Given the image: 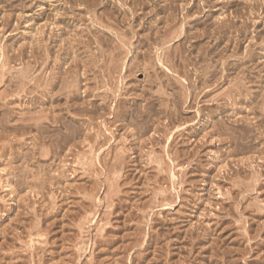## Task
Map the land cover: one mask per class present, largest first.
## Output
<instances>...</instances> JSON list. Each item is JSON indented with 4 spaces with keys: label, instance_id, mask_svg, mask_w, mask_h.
<instances>
[{
    "label": "rangeland",
    "instance_id": "obj_1",
    "mask_svg": "<svg viewBox=\"0 0 264 264\" xmlns=\"http://www.w3.org/2000/svg\"><path fill=\"white\" fill-rule=\"evenodd\" d=\"M172 17L177 19L173 30L184 24L188 38L165 44L170 56L164 60L188 79L186 89L161 69L144 66L169 36L161 33L157 44L149 42L154 50L147 39L164 32ZM94 24L110 31L94 33ZM91 29L106 37L102 45L89 40ZM81 39L89 49L77 47ZM118 43L121 55L113 52ZM180 49L185 70L179 58L171 57ZM101 51L106 61L92 69L90 57ZM112 54L128 67L122 75L124 95L115 115L106 108L92 123L80 113L81 103L90 109L92 100L100 105L117 86L120 76L111 77L108 69ZM57 59L69 82L88 76L80 80L78 109L71 110L83 117L75 126L90 134L104 130L105 122L115 135L112 149L106 147L93 171L83 133L76 147L61 150L56 140L66 129L48 127L47 121H41L43 129L26 128L41 115L67 114L65 100L60 108L42 101L43 83L59 71ZM212 71L218 73L213 81L206 74ZM182 94L186 104L176 109ZM110 100L109 105L116 102L113 95ZM128 108L139 109L137 125L125 116ZM146 126L149 132L141 135ZM45 131L47 140L41 136ZM123 148L130 158L120 177L111 170ZM41 262L264 264V0H0V264Z\"/></svg>",
    "mask_w": 264,
    "mask_h": 264
},
{
    "label": "bare ground",
    "instance_id": "obj_2",
    "mask_svg": "<svg viewBox=\"0 0 264 264\" xmlns=\"http://www.w3.org/2000/svg\"><path fill=\"white\" fill-rule=\"evenodd\" d=\"M105 1V0H104ZM146 2V1H145ZM144 2V3H145ZM86 3V2H85ZM120 3V2H119ZM118 3V4H119ZM94 4H96V3H94ZM98 4V3H97ZM108 4V3H107ZM106 4V5H107ZM83 5V4H82ZM121 6V8H123V7H125V6H123V2H122V4H120ZM138 5V4H137ZM101 6V5H100ZM79 7V6H78ZM82 7V6H81ZM120 7H116L117 8V10L118 9H120ZM72 9V8H71ZM124 10H125V8H123ZM122 9V10H123ZM138 9V8H137ZM75 10V9H74ZM119 11V10H118ZM126 11H127V9H126ZM131 11H133V13H132V15H133V17H134V19H136L135 18V11L132 9ZM130 11V12H131ZM120 12V11H119ZM124 12V11H123ZM144 12V11H143ZM119 14V13H118ZM125 15V14H124ZM104 16V15H103ZM122 16V15H121ZM131 16V15H130ZM174 16V15H173ZM105 17H106V15H105ZM93 18V17H92ZM128 18V17H127ZM82 19V18H81ZM104 19V18H103ZM129 19V18H128ZM133 19V20H134ZM187 20V19H186ZM128 21V20H127ZM99 22V21H98ZM135 22V21H134ZM100 23V22H99ZM113 23V22H112ZM157 23V22H156ZM176 24H177V19H176V17L175 18H173L172 17V19H169L168 20V22L166 23V28L164 29V32H162V31H159V32H157V35L155 34V36L153 37V38H149L148 36H146V38L148 37L149 39H147V45H149L150 47H151V49L152 50H154V47L151 45V43L154 45V44H157L158 42L157 41H159L160 40V37H162V36H160L161 35V33H162V35L163 36H166V35H168L169 37L164 41L165 43L163 44L164 46V48L163 47H161V48H158L156 51H155V56H148V59H146L147 57H144V59H146L145 61H146V64H144V66H145V68H147V69H156V67H157V69L159 68V69H161L162 71H163V73L165 72V75H167V77H173V78H176V80L177 81H179V85L181 86V87H183V88H185L186 89V87H185V85H186V81H188V79L187 78H184V76H181V75H179V74H176V73H174L173 71H172V69H170L167 65H166V63H165V58L167 57V58H169V56H166V45L165 44H168V43H172V42H174V43H179V42H181V41H183V40H186L187 38H188V35H187V32H186V30L184 29V24H182L181 26H180V28L178 27V29L176 28V30H173L175 27H176ZM102 25V24H101ZM101 25L99 26V25H95L94 24V28H95V32L94 33H96V31H97V33L99 32V31H101L103 34H104V32H106V31H110V30H106V29H103L102 27H101ZM104 25V24H103ZM180 25V24H179ZM5 26H6V24H5ZM8 26V25H7ZM117 27V26H116ZM135 27V26H134ZM110 29H112V28H110ZM92 30V32L90 33L91 35H93V37H94V39H92L91 38V36L89 37V40H92L95 44H97V45H102V43L104 42V40H102V37H104V35L103 36H95L94 34H92L93 33V30L94 29H91ZM106 30V31H105ZM115 30V29H114ZM114 30H111V31H114ZM222 30V29H221ZM116 31V30H115ZM89 33V32H88ZM107 33V32H106ZM99 34V33H98ZM97 34V35H98ZM112 34H114V32H112ZM99 35H101V34H99ZM114 35H116V37H118V39L122 42H120L119 40L117 41V42H120L121 44H123L126 40L125 39H123L122 40V37L117 33V34H114ZM77 36V35H76ZM150 36V35H149ZM80 37V36H79ZM167 37V36H166ZM192 37V36H191ZM69 38V37H68ZM106 37H104V39H105ZM145 38V37H144ZM145 38V39H146ZM76 39V38H75ZM162 39V38H161ZM50 40V39H49ZM54 39H52L51 41H53ZM56 40V39H55ZM79 40V39H78ZM77 40V41H78ZM82 40V39H81ZM81 40L80 41H78V42H76V45H77V47L78 46H80V44H82V45H84V44H86L87 45V49H89V47L91 46L88 42H86V41H84L83 42V40H82V42H81ZM87 40V39H86ZM88 40V41H89ZM116 40V39H115ZM125 40V41H124ZM57 41V40H56ZM144 41V40H143ZM67 42V41H66ZM74 42V43H75ZM89 42H91V41H89ZM128 42V41H127ZM145 42V41H144ZM149 42H151V43H149ZM55 43V42H54ZM57 43V42H56ZM88 43V44H87ZM143 43V42H142ZM141 43V44H142ZM52 44V43H51ZM73 44V43H72ZM117 44V43H116ZM127 43L125 42V45H126ZM182 44V43H181ZM47 45V44H46ZM45 45V46H46ZM53 45V44H52ZM52 45L50 46V47H52ZM88 45H90L89 47H88ZM114 45V44H113ZM171 45V44H170ZM39 46V45H38ZM54 46V45H53ZM72 46V45H71ZM117 46V48L115 47V49H114V53L117 55V54H120L122 51V49H121V46H119V43H118V45H116ZM43 47V46H42ZM74 47V46H73ZM76 47V48H77ZM124 47V46H123ZM157 47V46H156ZM171 47V46H170ZM48 48V47H47ZM47 48H44L45 50L44 51H46V49ZM75 48V49H76ZM135 48V47H134ZM167 48H168V46H167ZM38 49V48H37ZM51 49V48H50ZM53 49H54V47H53ZM63 49V48H62ZM71 49V48H70ZM73 49V48H72ZM78 49V48H77ZM83 49V48H82ZM133 49V48H132ZM137 49V48H136ZM156 49V48H155ZM169 49V48H168ZM68 50V49H67ZM66 50V51H67ZM80 50H81V48H80ZM86 50V49H85ZM84 50V51H85ZM37 51V50H36ZM47 51H49L50 52V50H49V48L47 49ZM47 51L45 52V53H47ZM70 51V50H69ZM79 51V50H78ZM77 51V52H78ZM148 51H149V53L151 52V50L150 49H148ZM168 51V50H167ZM22 52V51H21ZM40 52V51H39ZM49 52H48V54H49ZM52 52H54L53 50H52ZM61 52V51H60ZM82 52V51H81ZM100 52V51H99ZM126 52V51H125ZM165 52V53H164ZM173 52V51H172ZM73 53H74V51H73ZM79 53V52H78ZM113 53V54H114ZM128 53V52H127ZM154 53V52H153ZM184 50H182V49H180V52H179V56L177 57V55H175V57L174 56H171L174 60H176V58H179V60H181V63L184 65L185 64V60H183L184 59ZM24 54V53H23ZM75 54H77V53H75ZM99 55H96V54H92V57H90V61H89V64L88 65H90V67L92 68V69H94V68H96V67H98V64H99V62H100V60L102 59L103 60V62H105L106 61V54L104 53V51H101V53H98ZM111 54V53H110ZM112 54V55H113ZM114 54V55H115ZM186 54V53H185ZM46 55V54H45ZM59 55V54H58ZM66 55V54H65ZM64 55V56H65ZM68 55H70V54H68ZM112 56V58H111V60H110V62H108V64H109V66H108V69L110 70L109 72H110V74L109 75H111V77H114V75L115 74H118L120 77H119V79H118V84H117V86L111 91V92H109V93H111V94H109V93H106V95L107 96H101L103 99H101L102 100V103L100 104V105H94L93 103H94V101H96V100H92L89 104L92 106L91 107V109L90 108H88L89 107V105H88V107H87V105H86V107H85V104L86 103H81L82 105V107H80V113L83 115V116H89V119H90V121H92V123H93V121H94V119H98L97 117H95V116H97L98 115V112L99 111H101V110H104V109H106V108H109L108 110H110L109 112H110V114L112 113L111 111H114V115H115V112L118 110V107H120L119 105L121 104L120 102H121V100H122V95H124V94H122L121 92L123 91V86H124V79L125 78H123L122 77V75H123V72L126 74L127 72H128V67L126 66L125 67V63L126 62H124V64H123V62H122V64H120V62L122 61H117V58H115V56ZM121 55V54H120ZM128 55V54H127ZM17 56V55H16ZM22 56V55H21ZM24 56V55H23ZM44 56V55H43ZM48 56V55H47ZM47 56H46V59L45 60H47ZM50 56H51V54H50ZM50 56H49V58H50ZM183 56V57H182ZM18 57V56H17ZM45 57V56H44ZM111 57V56H110ZM117 57V56H116ZM49 58H48V60H49ZM54 58L55 57H53V62H54ZM66 58V57H65ZM70 58V57H69ZM123 58V57H122ZM125 58V57H124ZM171 58V59H172ZM101 60V61H102ZM147 60H148V64H147ZM64 61V60H63ZM170 61V60H169ZM173 61V60H172ZM187 61V60H186ZM57 63H60L59 65H58V68H59V71L57 72V73H55V74H53V78L50 80V81H48L46 84L45 83H43L46 87H45V92L43 93L44 94V100H43V98H42V101H43V103L45 102V101H47V102H52V103H57L58 104V106H57V108H60V107H62V105H61V102L63 101V100H65V103L63 104L66 108H64L65 109V111H66V113L69 115L70 113L72 114V112H71V110L73 111V110H77L78 108V104H76L77 103V101H79L80 100V98H81V95H80V93H79V91H80V89L82 88V84H81V79H88L87 77H85V78H82L83 76H79L80 78H78L77 76H78V72L76 71V69L79 67H77L76 69H75V72H76V74H77V78L79 79H76V80H74V81H72V82H69V80H66L68 77H67V72H64V71H62V64H63V62H58V59H57V61H56ZM55 62V63H56ZM56 63V64H57ZM85 63V62H84ZM84 63H80L81 65H83ZM45 64H47V63H45ZM72 64V63H71ZM86 64V65H87ZM107 64V63H106ZM44 65V64H43ZM77 65H79V64H77ZM84 66L86 69L85 70H87V68L89 67V66ZM171 65V64H170ZM177 65V64H176ZM45 66H47V65H45ZM174 66V65H173ZM182 66V65H181ZM186 66H188V65H186ZM50 67V66H49ZM81 67V66H80ZM185 65L184 66H182V69L183 70H185ZM46 68H48V67H46ZM74 68V67H73ZM105 68H107V67H105ZM137 68H138V66H137ZM181 68V67H180ZM29 69V68H28ZM53 69V68H52ZM89 69V68H88ZM69 70H71V69H69ZM130 70V69H129ZM187 70H189V69H187ZM186 70V71H187ZM5 71H7V70H5ZM8 71H9V69H8ZM84 71V70H83ZM88 71V70H87ZM90 71V70H89ZM95 71V70H94ZM153 71H155V72H157V70H153ZM186 71H183V72H186ZM51 72V71H50ZM69 72H71V71H69ZM68 72V73H69ZM73 72H74V70H73ZM182 72V73H183ZM188 72V71H187ZM3 73V72H2ZM9 73V72H8ZM83 73V72H82ZM84 73H86V72H84ZM88 73L89 72H87V75H88ZM75 74V75H76ZM124 74V75H125ZM189 74V73H188ZM187 74V75H188ZM206 74H208V79L210 78H212V79H215V76L218 74V73H216L215 74V72L214 71H212V72H209V73H206ZM26 75H27V73H26ZM66 75V78L64 77ZM71 75V73L69 74V76ZM73 75V74H72ZM74 75V76H75ZM81 75V74H80ZM90 75V74H89ZM183 75V74H182ZM184 75H186V74H184ZM209 75H210V77H209ZM4 76V75H3ZM84 76H86V74L84 75ZM50 77V76H49ZM72 77V76H71ZM104 77V76H103ZM160 77V76H159ZM159 77H157L156 79H155V82L157 83V82H160L161 83V78H159ZM217 77V76H216ZM1 78H4V77H2L1 76ZM14 78V77H13ZM188 78H190V77H188ZM37 79V78H36ZM110 79V78H109ZM112 79V78H111ZM114 79H116V78H114ZM205 79V78H204ZM211 79V80H212ZM217 79V78H216ZM215 79V80H216ZM25 80V79H24ZM31 80V79H30ZM71 80V79H70ZM72 80H73V78H72ZM95 80V79H94ZM157 80V81H156ZM214 80V81H215ZM19 81V80H18ZM47 81V80H46ZM83 81V80H82ZM86 81H89V80H86ZM213 81V80H212ZM36 82H38V81H35V83ZM109 82V81H108ZM195 82V81H194ZM34 83V84H35ZM102 83V82H101ZM23 84V83H22ZM29 84V83H28ZM162 84V83H161ZM168 84H169V82H168ZM24 85V84H23ZM36 85H37V83H36ZM35 85V86H36ZM40 85V84H39ZM38 85V87H41V85L39 86ZM110 85H111V83H110ZM120 85H122V87H120ZM163 85V84H162ZM165 85V84H164ZM24 86H29V85H24ZM23 86V87H24ZM31 86V85H30ZM112 86V85H111ZM171 85H168V88L170 87ZM81 87V88H80ZM125 87V86H124ZM35 88H37V86L35 87ZM23 89H25V88H23ZM184 89V90H185ZM37 90H38V88H37ZM107 90H109L110 91V88L109 89H107ZM183 90V89H182ZM31 91V90H30ZM125 91V90H124ZM82 92V91H81ZM187 92V91H186ZM204 92V91H203ZM32 93V92H31ZM89 93V92H88ZM88 93H86L85 92V94H87L85 97H87L88 96ZM188 93V92H187ZM82 94V93H81ZM184 94V93H183ZM182 94V95H183ZM100 95V94H99ZM99 95H96V97L97 96H99ZM111 95H113V98H114V100L116 101L114 104H111V105H109L110 104V99H111ZM164 95V94H163ZM190 95V94H189ZM184 97H182L183 98V100L182 101H180L181 103L179 104H176L175 106L177 107H174V108H176V109H179V107H181V106H183V105H185L186 103H185V99H187L186 98V96L185 95H183ZM95 97V98H96ZM105 97V98H104ZM188 97V96H187ZM194 97V96H193ZM118 98V99H117ZM124 100V99H123ZM99 101V100H98ZM172 101V100H171ZM187 102H188V100H186ZM35 102H36V100H35ZM97 103V102H96ZM154 103V102H153ZM152 103V105L151 106H153L154 104ZM176 103V102H175ZM185 103V104H184ZM193 103V102H192ZM69 104H72L71 106H69ZM174 104V103H173ZM61 105V106H60ZM76 105V106H75ZM95 106V107H94ZM150 106V107H151ZM174 106V105H173ZM155 107V105L153 106V108ZM137 108V107H136ZM139 108V107H138ZM149 108V107H148ZM164 108V107H163ZM62 109V108H61ZM169 109V107H168V105H165V110H168ZM175 109V110H176ZM131 110H132V107H131ZM131 110H129V108H128V110H127V112H126V115L125 116H127V118H129L130 120V124H132V125H137L136 124V122H137V119H139L138 118V115H140V111H136V110H139V109H136L135 111H133V112H131ZM149 110V109H148ZM154 110H157L156 108L154 109ZM163 110V109H162ZM171 110V109H170ZM172 110H173V108H172ZM171 110V112H173V114L174 115H176V112H177V110L176 111H172ZM150 111V110H149ZM151 111H153V109H151ZM150 111V112H151ZM120 112V111H119ZM122 112V111H121ZM148 112V111H147ZM170 112V111H169ZM175 112V113H174ZM77 114V115H73L74 117H72V118H70V117H66V115L67 114H58V115H55L54 113V115H52V116H50L49 117V115H41V117H36V118H34V119H31V120H29V122H33L32 124H26V125H28V126H26V128L28 129V128H30V126H35V127H37V128H39L38 130H40V129H43L42 128V123H41V121L42 122H44V121H47L48 123L46 124L48 127H51V125H56V126H60V128H64V129H66L67 130V133H64V134H60L61 136L59 137L60 138V140H56V147L55 148H58V149H61V150H63V149H65V148H67V147H69V146H77V144L79 143V142H77V140H79L80 139V137L82 138V133L84 134V132H83V125H81V126H78L77 125V127L75 126V123L78 121L76 118L79 116V120H80V117L83 119V117L81 116V114ZM124 113H125V111H124ZM178 113H181V112H178ZM44 114V113H43ZM97 114V115H96ZM109 114V113H108ZM147 114V113H146ZM155 114H157V113H155ZM169 114V113H168ZM172 113H170V115H171ZM100 115V114H99ZM119 115V114H118ZM144 115L145 114H143V115H141V116H143L144 117ZM101 116V115H100ZM147 115H145V117H144V119L145 118H147L146 117ZM102 118L104 117V115H102L101 116ZM100 117V118H101ZM106 117V116H105ZM110 117V119H114L115 117H116V119H118V117H117V115L116 116H114V117H111V116H109ZM140 117V116H139ZM149 117H152V116H150L149 115ZM157 117V116H156ZM176 117V116H175ZM38 118V119H37ZM70 118V119H69ZM85 118V117H84ZM101 118V119H102ZM123 118V117H122ZM126 118V119H127ZM153 118H154V115H153ZM104 119V118H103ZM109 119V118H108ZM143 119V120H144ZM148 119V118H147ZM146 119V120H147ZM150 119H152V118H150ZM170 119V118H169ZM123 120V119H122ZM153 120V119H152ZM155 120V119H154ZM153 120V121H154ZM81 121V120H80ZM84 121H86V119L84 120ZM96 121V120H95ZM97 121H99V120H97ZM110 121V120H109ZM115 121V120H114ZM140 121V120H139ZM145 121V120H144ZM87 122V121H86ZM102 122V121H101ZM103 122H104V120H103ZM102 122V123H103ZM181 122V121H180ZM41 123V124H40ZM45 123V122H44ZM81 123V122H80ZM79 123V124H80ZM85 123V122H84ZM83 123V124H84ZM88 123H90V122H88ZM98 123V122H97ZM102 123H100V125L102 124ZM141 123H144L145 124V122H143V121H141ZM140 122H139V124H141ZM146 123H148V126H149V121L147 122L146 121ZM155 123V122H154ZM153 123V124H154ZM127 124H129V123H127ZM129 124V125H130ZM151 124H152V122H151ZM86 125V124H85ZM92 125V124H91ZM97 126H98V124H96ZM100 125L98 126V127H100ZM103 125V128L105 127V129L103 130L102 129V127H100L99 128V130H96L95 128H94V132L92 133V131L90 132V134H88V132H87V134L85 133L84 135L86 136V139H85V141L88 143V145L89 146H91V155H92V163H91V161H90V163H91V170L93 171V170H95L94 168L99 164L100 166H101V163H102V159L100 160V156H101V154L102 153H104V150L105 149H108V148H106V147H109L110 145V147H109V151H110V149H112V143H113V140L115 139V135H114V132H111L110 130H108V128L110 127H108L107 125V123L105 124V122L102 124ZM143 125V124H142ZM173 125V124H172ZM94 126V125H93ZM139 126V125H138ZM144 126V125H143ZM87 127L89 128L90 127V125H87ZM136 127V126H135ZM140 127H142V126H140ZM145 127V126H144ZM147 127V126H146ZM22 128V127H21ZM20 128V129H21ZM25 128V129H26ZM36 128V129H37ZM59 128V129H60ZM92 128V126L90 127V129ZM138 128V127H137ZM151 128V127H150ZM84 129H85V126H84ZM117 129V128H116ZM139 129V128H138ZM142 129V128H141ZM144 129V128H143ZM148 129H149V127H147L145 130H142V134L141 135H143V134H147V132H149L148 131ZM178 129H181V128H178ZM177 129V130H178ZM183 129H185V128H183ZM18 130V129H17ZM23 130V129H22ZM65 130V131H66ZM86 130V129H85ZM136 130V131H135ZM134 131L135 132H137V129H135ZM44 131V130H43ZM179 131H181V130H178L176 133H178ZM134 132V133H135ZM21 133V132H20ZM29 133V132H28ZM43 133V135H41V136H44L45 138H43V140L44 139H46L47 140V138H50V136H48V132L47 131H45V132H42ZM25 134V133H24ZM132 135V134H131ZM137 135H139L138 133H137ZM137 135H135V138H136V136ZM140 135V136H141ZM38 136V135H37ZM57 136V135H56ZM51 137H52V135H51ZM57 137V138H58ZM111 137V138H110ZM142 137H144V136H142ZM42 138V137H41ZM173 138V137H172ZM56 139V138H55ZM83 139V140H84ZM109 139V140H108ZM139 139H140V137H139ZM50 140V139H49ZM81 140V139H80ZM122 140V139H121ZM125 140V139H124ZM135 140V139H134ZM167 140H169V139H167ZM174 140V138L172 139V141ZM91 141H93V142H91ZM115 141V140H114ZM140 141V140H139ZM2 142V141H1ZM116 142V141H115ZM114 142V143H115ZM135 142H137L136 140H135ZM167 142V141H166ZM54 143H55V141H54ZM77 143V144H76ZM82 142H80V144H81ZM94 143V144H93ZM113 143V144H114ZM127 143H128V141H127ZM129 143L131 144V142L129 141ZM128 143V144H129ZM85 144V143H84ZM139 144H141L140 142H139ZM54 146V145H53ZM136 146H138V145H136ZM135 146V147H136ZM139 146H141V145H139ZM138 146V147H139ZM113 147H114V145H113ZM87 148V147H86ZM116 148V147H115ZM133 148V147H132ZM137 148V147H136ZM141 148V147H140ZM122 149V148H121ZM134 149V148H133ZM10 150V149H9ZM77 150V149H76ZM115 150V149H114ZM129 150V149H128ZM128 150H125L124 148H123V150H121L120 151V154H117L118 156H115V162H114V164H113V166L112 167H114V168H112V170L111 171H113L112 173L116 176H120V174H121V171L122 170H124L123 169V167L124 166H127V164L129 163V161L127 162V156L130 154V151L128 152ZM140 150V149H139ZM138 150V151H139ZM108 151V152H109ZM117 151V150H116ZM132 151V150H131ZM168 151V150H167ZM70 152V151H69ZM89 152V153H90ZM135 153H137V152H135ZM134 153V154H135ZM56 154V153H55ZM132 154V153H131ZM54 155V154H53ZM74 155V154H73ZM77 155V154H76ZM104 155V154H103ZM106 156L105 157H107L108 155L107 154H105ZM167 156H168V154H167ZM84 157V156H83ZM102 157V156H101ZM129 157V156H128ZM133 157V156H132ZM57 158V157H56ZM89 158V157H88ZM103 158V157H102ZM109 158V157H108ZM130 158V157H129ZM171 158V157H170ZM170 158H169V160H170ZM78 159V158H77ZM85 159H86V157H85ZM105 159V158H104ZM114 159V158H113ZM82 160V159H81ZM114 161V160H113ZM136 161V160H135ZM157 160H153L152 159V163L153 162H156ZM104 162V161H103ZM106 162V161H105ZM96 163H98V164H96ZM105 164V163H104ZM159 164H160V162H159ZM174 164V163H173ZM130 165V164H129ZM161 165H162V162H161ZM80 167V166H79ZM87 167H89V165L87 166ZM167 168V167H166ZM90 170V169H89ZM90 170V171H91ZM79 171V170H78ZM82 171V170H81ZM91 171V172H92ZM86 172V171H85ZM87 172H88V170H87ZM94 173H95V171H94ZM173 174V173H172ZM86 175V174H85ZM101 175V174H100ZM99 176V175H98ZM122 176V175H121ZM120 176V177H121ZM62 177V176H61ZM91 177V176H90ZM111 177V176H110ZM171 177H173V180H174V178H176V176L173 174ZM115 178V177H114ZM118 178V177H117ZM117 178H116V181H117ZM40 179V178H39ZM120 179V178H119ZM55 180H57V179H55ZM105 181V180H104ZM100 184V183H99ZM122 185V184H121ZM130 185V184H129ZM87 186V185H86ZM70 187V186H69ZM94 188V187H93ZM112 188V187H111ZM120 188V187H119ZM90 189V188H89ZM97 188L95 187V190H96ZM62 190V189H61ZM91 190V189H90ZM114 190V189H113ZM119 190V189H118ZM168 190V189H167ZM90 192V191H89ZM95 192V191H94ZM91 193H93V192H91ZM86 194V193H85ZM93 195V194H92ZM111 195V194H110ZM163 195V194H162ZM77 196V195H76ZM91 197V196H90ZM52 198V197H51ZM93 198V197H92ZM91 199V198H90ZM166 199V198H165ZM110 200V199H109ZM86 203V202H85ZM166 203V202H165ZM54 204V203H53ZM84 204V203H83ZM28 205V204H27ZM94 205V204H93ZM98 205V204H97ZM170 205V204H169ZM95 206V205H94ZM82 208V207H81ZM168 208V207H167ZM170 208V207H169ZM54 210V209H53ZM48 211V210H47ZM21 213V212H20ZM25 213V212H24ZM38 213V212H37ZM92 213V212H91ZM90 213V214H91ZM123 214V213H122ZM47 215V214H46ZM50 216V215H49ZM58 216V215H57ZM87 217V216H86ZM109 218V217H108ZM88 220V219H87ZM75 224V223H74ZM53 226V225H52ZM85 226V225H84ZM48 227V226H47ZM81 229V228H80ZM82 230V229H81ZM46 231V230H45ZM39 232V231H38ZM42 232V231H41ZM85 233V232H84ZM34 235V234H33ZM43 235V234H42ZM47 235V234H46ZM41 236V235H40ZM88 236V235H87ZM108 236V235H107ZM45 237V236H44ZM32 238V237H31ZM94 238V237H93ZM110 238V237H109ZM49 240V239H48ZM76 240V239H75ZM40 241V240H39ZM28 242V241H27ZM74 242V241H73ZM86 242V241H85ZM22 243V242H21ZM35 243V242H34ZM40 243V242H39ZM87 243V242H86ZM88 244V243H87ZM49 245V244H48ZM83 245V243L81 244V246ZM100 245V244H99ZM78 246V245H77ZM87 247V246H86ZM29 248V247H28ZM32 248V247H31ZM46 248V247H45ZM69 248V247H68ZM76 249V248H75ZM85 249V248H84ZM84 249H80V252L82 251V250H84ZM15 250V249H14ZM92 250V249H91ZM84 252V251H83ZM21 253V252H20ZM23 253V252H22ZM51 253V252H50ZM11 255V254H10ZM20 255V254H19ZM76 254L74 253V256H75ZM6 256V255H5ZM50 256V255H49ZM60 257V256H59ZM16 258V257H15ZM79 258H81V257H79ZM93 259V258H92ZM44 259H42V261H43ZM72 260V259H71ZM53 261V260H52ZM96 261V260H95ZM98 262V261H97ZM36 263H38V262H36ZM40 263V262H39ZM47 263V262H46ZM89 263V262H88ZM33 264V263H32ZM41 264H42V262H41ZM48 264V263H47Z\"/></svg>",
    "mask_w": 264,
    "mask_h": 264
}]
</instances>
